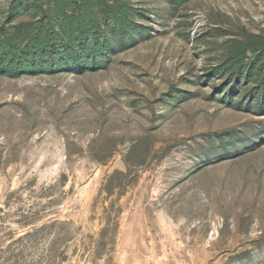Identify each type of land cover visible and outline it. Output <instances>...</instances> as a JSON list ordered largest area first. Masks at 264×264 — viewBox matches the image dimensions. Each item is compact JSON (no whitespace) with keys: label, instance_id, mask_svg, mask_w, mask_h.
Wrapping results in <instances>:
<instances>
[{"label":"rangeland","instance_id":"374dc122","mask_svg":"<svg viewBox=\"0 0 264 264\" xmlns=\"http://www.w3.org/2000/svg\"><path fill=\"white\" fill-rule=\"evenodd\" d=\"M122 1L104 68L0 76V264H264V94L217 69L264 0Z\"/></svg>","mask_w":264,"mask_h":264},{"label":"trees","instance_id":"16d2710c","mask_svg":"<svg viewBox=\"0 0 264 264\" xmlns=\"http://www.w3.org/2000/svg\"><path fill=\"white\" fill-rule=\"evenodd\" d=\"M193 0H163L171 14ZM0 25V76L71 73L104 68L115 51L148 31L122 0H10ZM250 55V59H248ZM264 36L243 31L227 43L217 69L239 78L255 70L264 94ZM31 237L28 234V239Z\"/></svg>","mask_w":264,"mask_h":264}]
</instances>
